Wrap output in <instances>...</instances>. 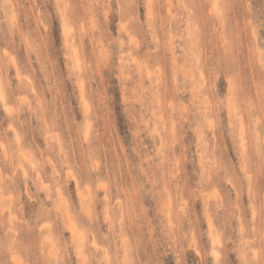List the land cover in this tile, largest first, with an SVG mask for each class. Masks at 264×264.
I'll return each instance as SVG.
<instances>
[{
    "label": "rangeland",
    "instance_id": "obj_1",
    "mask_svg": "<svg viewBox=\"0 0 264 264\" xmlns=\"http://www.w3.org/2000/svg\"><path fill=\"white\" fill-rule=\"evenodd\" d=\"M0 264H264V0H0Z\"/></svg>",
    "mask_w": 264,
    "mask_h": 264
},
{
    "label": "bare ground",
    "instance_id": "obj_2",
    "mask_svg": "<svg viewBox=\"0 0 264 264\" xmlns=\"http://www.w3.org/2000/svg\"><path fill=\"white\" fill-rule=\"evenodd\" d=\"M79 238V237H78ZM81 238V237H80ZM20 261V260H19Z\"/></svg>",
    "mask_w": 264,
    "mask_h": 264
}]
</instances>
